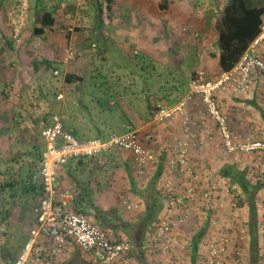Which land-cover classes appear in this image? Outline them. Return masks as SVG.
Here are the masks:
<instances>
[{"label": "rangeland", "instance_id": "374dc122", "mask_svg": "<svg viewBox=\"0 0 264 264\" xmlns=\"http://www.w3.org/2000/svg\"><path fill=\"white\" fill-rule=\"evenodd\" d=\"M119 1L40 0L41 5L56 8L57 17L56 26L49 30L46 36L42 38L31 36V29L33 28L34 21L32 9L36 0H3V4H1L0 1V23L2 24V27L0 26V53H2L0 54V106L1 103L7 105L13 104L20 113L19 128L9 133L5 132L0 136V158H10L17 153L32 150V136L34 135L35 139L37 137L36 143H40L39 136L41 130L54 115H59L65 124L77 131L80 139L95 138L98 133L95 128L96 123L103 126V123L106 121H108L110 125L105 128H108V130L111 129L112 133L125 132L129 124L136 128L143 127L141 130L148 128L146 127L144 117L141 118L142 116L148 115L150 113L149 111H151V108L148 107L143 96V93L146 92V88H144L146 84L143 80L144 77L147 76V74L145 75L147 68L145 69L143 66H146L147 63H145L144 60H140L142 52L137 57L134 56L138 55L137 53L131 55L130 52H126L125 50L120 51L112 47L107 53L103 51L99 53L93 50V48L88 47L87 42L95 39L98 33L102 35V38L106 36L105 33L108 29L104 24H107V19L120 23L117 19L121 17L125 18L121 25L110 24L109 27L111 26V32L120 31L122 28L124 30L123 32H125L124 39L127 41V44L130 43V38L128 39L126 34L129 33H141L143 35L153 36V41L157 43V40H163L165 42V39L168 40L174 37L173 35L181 39V33H188L192 28L185 23L175 25L161 23L153 24V0H145L146 6L148 7V5H150L149 10L152 11V14L149 13L150 17H146V15L141 16L138 13L135 19H133V16H130V8H132L130 4L128 5L126 0H121V2L123 1L122 3ZM174 1L176 2L178 0ZM229 1L230 0H193L189 2L190 6H193L191 14L193 12L201 13L199 12V7H208L206 11L207 19L206 22L203 23L205 26L198 25V29H195V31L200 30L201 36H204L208 42L204 49L206 55H199L197 54V43H192L196 38H191V42L187 39L184 40L181 47V40L178 41L180 49L182 47L187 48L184 58V70H186V68L196 70L200 66H203L207 70V78H216V76L220 75V73L216 72L215 63V52H217L215 37L217 35L208 31V27H211V30L215 27L225 5ZM161 2L162 0L159 5H161ZM107 5H112V9L108 10ZM100 7H102L104 12H100ZM215 9L217 11H215ZM126 12H128V16H124L127 15ZM133 21L135 22L133 23ZM211 22L215 24L210 25ZM184 28L187 29V31H183ZM147 31H149V34H144ZM4 34H6L7 37H5ZM162 34H165V38H160ZM6 42H11L13 44L8 45L7 49L2 51L1 48ZM20 44L22 47L20 51H18ZM85 44L86 47L82 49L81 46ZM168 44L169 42H166L160 46L164 54H168L166 52V49L169 47ZM71 47L74 48V50H72V55L71 51H69ZM132 49L136 50L135 47ZM162 54L163 53H157V56L153 57H161ZM112 56L115 57L113 58ZM43 58L56 60L60 64V68L47 71L45 66L40 64L39 70H35L33 67L34 60H42ZM109 58L111 61L110 63H114V65L109 63ZM162 59H164L165 62H163ZM162 59L160 58L163 63L167 62L170 64L171 62L170 58L163 55ZM153 65L156 66L157 64L153 63ZM140 69L141 71L143 70V76H140ZM194 72L196 74V71ZM69 73H78L79 75L86 74L88 78L96 76V79H94V81H98L96 84L108 83L112 90L115 91L116 98H109L106 96L103 100L105 102L107 99L106 102H108L107 104L109 105L115 103L113 105V112H109L106 107H101L100 105L92 103L87 99L88 97H84L85 100H83L81 95L82 89L78 87L76 82L77 79L73 83L66 82L65 76ZM51 74L55 77L57 76L58 80L54 77L50 78ZM185 74L187 75V72H185ZM50 86L57 90L56 99H54L55 102L52 98L50 99V97L49 100L42 98V95L47 93ZM123 87L136 92V101L134 104H121L119 102L121 98H123V95L121 93L122 96L118 97V92L121 91ZM226 88L228 87L226 86L223 89ZM23 90L25 91L22 92ZM99 91L101 92V90ZM60 94H62L61 98H59ZM228 96H230V94H228L227 97ZM227 97L220 96V99L223 100ZM127 101L133 102V99L129 98ZM116 105H118L123 112L119 111ZM166 107L173 108L175 106ZM200 107H202V104H200L197 109H200ZM229 111L230 108L228 112ZM153 119L155 120L154 116L152 121ZM204 120V124H206L205 127L208 128L207 118ZM155 121L159 122V129H162L161 126L166 128L165 125L170 122L169 119ZM194 123L195 122H192L195 126L192 131L202 132L203 130L199 129L198 126L195 125L196 123ZM25 128H28L29 132L22 133ZM125 128L126 130L124 131ZM162 134L167 139L165 133L159 132L157 137H153V148H155V150H153L160 159L161 155L164 154L165 156L162 160H166V157L171 155L169 152L172 150V145H167L168 142L166 143V140L164 144L161 143L163 141ZM237 134L238 136L231 134L234 140L232 151H229L225 142L223 144L221 141L220 146L223 148L219 152L210 153V150H208L200 157H195L193 153L194 158H192L193 160L190 159L189 163H192L191 165L194 169H192L191 165L190 168L193 170L194 175L198 176V180L201 183V190L203 192L206 191L209 195V197L205 199L211 200L209 201L211 203H208L207 200H203L201 197H197V202H194V204L190 206L191 212H189L188 219L185 224H182L181 228L185 247L177 250V254H173L174 256L183 258L184 262H176L175 259V261L169 264H192L189 263L191 257V245H189V243L192 242V238L195 234L200 232L203 228H205L206 231L200 240V250L198 251L197 257L198 263L196 264H207L209 254L207 251L208 242L211 239L220 242V238H222L221 234L227 238L225 239L224 237V243L228 246L226 256L228 260L233 264H248L250 257V235L248 233L249 206L247 198L240 192L239 187L222 179L217 172L219 167L228 161L239 164L240 168H245L249 165L250 175L251 178H254V181L261 178L264 179V155L261 154L262 152H244L237 148L238 144L249 139V141H253L258 140L257 137H262L261 139L264 138L262 134L259 136L244 135L240 132H237ZM207 136L211 138L210 135ZM209 138H207V141ZM155 140L157 141L155 142ZM119 151L122 153L120 155L114 154L112 156L113 158H111V162L106 164L104 168L97 167L94 161L92 162L87 159L85 163H83L85 168H78V171H85L88 173V171L90 172L91 170L92 172V169L95 168L92 183L94 186L98 182L100 183L98 187L100 190L96 193L97 195H95L98 203L101 204L100 206L108 209L113 207L114 203H117V207H119V216L122 220L125 222H136L144 212L145 201L139 193L136 194V191H132L130 178H134L135 176L138 192L145 189L144 184H148L151 177L149 178L148 175L147 177H141L134 171H131L129 175L125 166V160L128 159L129 156L127 152ZM25 161L31 162L32 158L25 156L15 163H7L4 161L0 167L4 172H0V184L8 180L9 177L18 181L22 179L24 173L20 172V167ZM173 175L167 177L166 180L171 179L176 193L180 194L183 188H187L186 184L188 180L191 179V176L189 174L186 180L185 178H182L184 180L178 178V182L176 183L174 181L176 178H174ZM212 181L214 184L218 183V190L216 188L215 191H213L214 189H212L211 185ZM62 182L64 186L70 184L68 179H62ZM159 182L158 187L161 186L163 193L166 194V181ZM71 183L75 185L74 182ZM13 193L12 190L6 191L0 199V264H6L7 258L18 254L23 247L24 240L29 230L33 226L34 215L28 207V204L30 205L32 200H29V196L26 194L23 195L19 190L16 195L11 196ZM27 199L29 203L25 204ZM125 199L136 200L138 207L132 210L126 209L123 203ZM219 203H222V206H218ZM259 206V210L264 211V198L260 200ZM214 221L216 224L212 227V222ZM261 221H263L260 222V225H262L261 229L264 231V218H262ZM156 225L157 221L148 229L149 236L155 232ZM108 231L111 235L116 237L122 235L128 240L130 238L129 231L123 230L122 227L109 228ZM262 233V261L259 262V264H264V232ZM73 251L74 247L69 250L65 258L57 260L53 264H63L65 261H68ZM147 254L150 259L152 257L150 251ZM129 264H138V262L134 259L132 262L130 261Z\"/></svg>", "mask_w": 264, "mask_h": 264}, {"label": "built area", "instance_id": "2783aa9c", "mask_svg": "<svg viewBox=\"0 0 264 264\" xmlns=\"http://www.w3.org/2000/svg\"><path fill=\"white\" fill-rule=\"evenodd\" d=\"M72 50L71 47V55ZM255 69L264 71V23L258 37L231 71L223 72L216 78H207V72L203 68L198 69L196 77L190 83L187 99L173 108L159 106L156 110L155 120L172 119L177 114L184 116V137L177 142V156L167 161V165L171 172L177 165L183 170L189 168L186 174H190L191 179L186 184L187 188H183L180 194L176 193L173 181L166 180V207L157 221L155 232L150 235L146 244V247L158 250L156 254L149 249L155 264H169L175 259L176 262H184L183 258L173 254L185 247L181 228L191 212L190 206L197 202V197L211 203V200L205 199L209 195L201 190L198 176H195L189 167L191 143L199 133L191 130L187 102L194 96H201L207 104L208 116L220 122L225 145L232 151L234 140L213 95L229 85H234L241 92H247L249 76ZM61 97L62 94L59 95V98ZM206 117H202V124L205 123ZM41 137L44 142L41 167L34 179L41 182L43 195L33 208V226L24 246L14 257L7 258V264H53L68 255L71 244L80 248L82 256L89 264H129L127 255L133 249L131 242L126 237L111 235L107 229L99 226L92 216L73 209L74 195L61 183L58 168L73 158H93L100 165H104V155L112 150H121L134 156L139 176L145 177L163 161L150 146L153 134H143L140 129L129 125L125 132L111 133L107 138L80 139L75 135L73 128L64 124L59 115H54L42 128ZM237 148L244 152L264 151V142L245 141L238 144ZM211 185L213 191L219 189L218 183L214 184L212 181ZM123 203L128 210L138 207L134 199H125ZM212 224L214 227L215 221ZM221 236L220 242L214 239L208 242L207 251L210 255L208 254L207 264H233L226 257L228 246L224 240L227 238L223 234Z\"/></svg>", "mask_w": 264, "mask_h": 264}, {"label": "trees", "instance_id": "16d2710c", "mask_svg": "<svg viewBox=\"0 0 264 264\" xmlns=\"http://www.w3.org/2000/svg\"><path fill=\"white\" fill-rule=\"evenodd\" d=\"M1 4H3V0H0ZM170 0H162L161 2V8L165 9L168 7ZM100 12H104L102 7L99 8ZM107 9L111 10L112 5H107ZM32 15L34 17L33 21V28L31 29V36L32 37H44L46 36V33L53 29L54 26L57 24V17H56V8L53 7H47L46 5H41L40 0H36V3L33 5L32 9ZM103 16V14H102ZM264 23V0H230L224 7L221 16L219 17L217 23L215 24L216 29V46L219 49L218 53L215 54L217 59V65L219 68V72H228L231 71L241 60L243 54L249 49L250 45L253 43V41L258 37V35L261 32L262 25ZM0 26L2 27V24L0 23ZM3 34V33H2ZM5 37H7L6 34H4ZM194 37L199 39L201 37L200 32H194ZM13 42V41H12ZM13 44L11 42H6V44L2 46L1 50L5 51L8 47V45ZM87 46L93 48V50L98 51L99 53L101 51L104 52V39L102 38V35L100 33L97 34L96 38L93 39L90 42H87ZM22 45L20 44L18 51H20ZM85 45H82L81 48H85ZM74 50V48H73ZM261 50V48H260ZM2 54V53H0ZM40 64L45 66V69L47 71H53L54 69L60 68V64L54 60L49 58H43L42 60H34L33 67L35 70H39ZM203 68L206 72L207 70L205 67ZM195 70L189 69L190 73V79H194L196 77V74L194 72ZM197 72V71H196ZM218 72V73H219ZM194 73V75H193ZM253 76L259 78L260 85L263 89L264 87V71L255 69L253 72H251L249 76V81ZM56 78L58 80V77L53 76V74L50 75V78ZM104 78V77H103ZM102 78V79H103ZM213 78V77H212ZM67 83H73L77 79L78 87L82 89V98L88 97L87 99L91 101L92 103H95L96 105H100L101 107H106V109L109 112H113L114 110V104L109 105L108 102H104V97L108 96L109 98L113 97L116 98L115 91L112 90L111 86L108 85V83L104 82L96 84L98 81H94L96 79V76H91V78H88L86 74L79 75L78 73H69L65 76ZM145 81V77H144ZM148 81V80H147ZM96 84V85H95ZM185 84V83H184ZM183 83H180L179 85H173L177 87L178 89L181 88ZM84 86V88H83ZM180 89V90H181ZM101 90V92L99 91ZM224 89L218 90L214 95L213 98L217 104V108L221 115L225 116L226 118V125L231 134L234 136H238L237 132H240L243 134L244 130L246 128H242V126H239L240 122H235L232 118L225 115L224 110H222V106L220 103V96L221 93H223ZM23 90L22 92H24ZM56 92L57 90L54 89L52 86L49 87L47 93L45 95H42V98L49 100L52 98L56 99ZM152 94L149 93V91H146L143 93V96L145 98V101L147 102L148 107L151 108V116L153 117L156 110L159 107H155V104L151 102ZM258 95V94H257ZM196 98L202 100L201 96H194L187 102V109L189 108V105L191 102L196 100ZM109 100V99H108ZM51 101V100H50ZM55 102V101H54ZM202 107H200V111L198 114L202 113L201 120L196 125L199 129L204 130L206 133L208 128L205 127L206 124H202V117L208 116L207 114V104L202 100ZM5 105V106H4ZM11 105V104H10ZM7 105L4 103H1L0 106V136L4 134L5 132L9 133L10 131H14L19 128L20 125V118H19V112L17 111V108L15 105ZM119 111L123 112L121 108L116 105ZM189 118H194L193 112L189 111L188 109ZM201 112V113H200ZM210 117V116H208ZM264 117V116H263ZM207 118V117H206ZM184 119V116H183ZM237 121V120H236ZM192 120L190 121V127L191 130L193 128ZM216 126L218 127V130L221 133V125L220 122L215 120ZM238 123V127H241L240 129L235 125ZM65 124V123H64ZM67 125V124H65ZM110 125L108 121L103 123V126L96 123V129L98 133L96 134V137L99 138H107L111 133V129L108 130L105 127ZM2 126V127H1ZM68 126V125H67ZM104 127V128H103ZM195 127V126H194ZM182 130H184V124L182 123ZM111 131V132H110ZM23 132H29L28 128L23 129ZM201 132V131H199ZM209 134L210 131L208 130ZM207 132V133H208ZM75 135L79 137L78 132L74 130ZM120 133V132H116ZM184 135V131H183ZM264 138V133H262ZM233 136V137H234ZM32 150L28 152L23 153H17L16 155L10 157V158H0V167L1 164L5 161L7 163L9 162H17L19 159L21 160L23 157L27 156L28 158H32V161H25L23 164H21L20 172L24 173V176L22 179L14 180L11 177L8 178L5 182L0 184V199L2 195L5 194L6 191L12 190L14 193L11 196L16 195L17 191L19 190L23 195H28L29 200H32L31 204H28V207L30 208L32 214H33V208L38 203L40 197L43 195V189L42 184L39 180H35L33 177L40 172L41 167V158H42V151L44 142L41 137V133L39 136L40 143H36V139L34 135L32 136ZM221 138L222 133H221ZM246 138V137H245ZM258 140L264 142V139H261L262 137H257ZM260 138V140H259ZM179 140L182 138H178ZM201 143L200 135H198L194 140H198ZM246 140V139H245ZM250 140V139H249ZM247 140V141H249ZM193 142V140H192ZM224 144V141H222ZM191 143V149L196 150L197 146H193ZM178 143L176 144V146ZM191 150V156L190 159L193 160L194 158L193 152ZM251 152H262L261 154L264 155V151L261 150H253ZM122 152L119 150H112L110 153L104 155L105 164L100 165L97 161H95L93 158H89L92 162L94 161L97 167L104 168L106 164L111 162V158L114 154L120 155ZM128 159L125 161V166L128 170V174L130 175V172L134 171L137 172V167L134 162V156L128 155ZM116 157V156H114ZM196 157V155H195ZM264 158V156H263ZM163 157L161 158V160ZM169 158L166 157V160H163L164 164H166V161ZM29 160V159H28ZM87 158H73L70 159L69 162L66 165L60 166L58 168V174L59 179L62 182V179H68L70 184L67 186H64L68 189H70L74 195V203H73V209L81 214L90 215L93 217V219L97 222L99 226H101L104 229L109 228H117L122 227L123 230L129 231L130 234L129 241L131 242L133 249L131 252L127 255L129 262L132 260H136L138 264H155L154 260H151V258H148V252L149 249L155 251V253H158V250L156 248H148L146 247V244L148 243V239L150 236L148 235V229L153 226V224L158 221L159 217L163 213L166 203H167V195L163 193L162 187H158V182L160 181H166L167 177H170L173 175L174 181L177 183L178 178H185V180L188 178L189 175L186 174L189 168H185L183 171L178 170L180 165H177L176 169L171 172L169 167L164 166L163 162L160 161L158 163V169L152 171V173L148 174L149 181L148 184H144L145 189L140 190L137 192V186L135 183V176L131 179L132 183V191L136 194L139 193V195L142 196V198L145 201V209L143 214H141L140 218L136 222H125L122 220V218L119 216V207L118 204L114 203L113 207H110L108 209H105L101 207L97 201V198L95 195L100 190L98 187L100 186V183L97 184L92 183L93 179V172L94 169H92V172L88 171L86 173L85 171H78V168H85L83 163ZM195 163V161H194ZM192 163H189V167ZM164 166V167H162ZM192 169L194 167L191 165ZM0 172L4 173L1 169ZM138 173V172H137ZM218 175L230 183L236 185L239 187L240 192L244 195L245 198H247L248 206H249V230L248 233L250 235V257L248 264H259V262L262 261V241L261 237L263 236L264 231H262L260 225L261 217H260V210H259V203L261 200L260 192L264 189V179H257L254 181V178H251L250 175V166L248 165L245 168H240L239 164L233 163V162H225L219 167ZM138 175V174H137ZM179 179V180H181ZM184 180V179H182ZM71 182H74L75 185H72ZM159 182V183H160ZM185 182V181H183ZM63 183V182H62ZM164 184V183H162ZM142 186V185H140ZM143 188V187H141ZM166 195V198H165ZM166 199V200H165ZM29 200L27 199L26 203H29ZM127 209V208H126ZM210 223V221H209ZM127 228V229H126ZM205 228H203L200 232L196 233L195 236L192 238V242L189 243L191 245V257L190 262L192 264L198 263L197 257H198V251L200 250V240L205 232ZM29 234V232H28ZM119 238L123 237L122 235L118 236ZM28 238V235L26 236L24 243L26 242ZM24 246V244H23ZM22 249V248H21ZM20 252V251H19ZM18 252V253H19ZM15 256V255H14ZM10 256V257H14ZM7 264V261H6ZM63 264H89V262L84 259L82 256L81 251L78 248H75V250L72 252V256L68 261H65Z\"/></svg>", "mask_w": 264, "mask_h": 264}, {"label": "crops", "instance_id": "0c3cea01", "mask_svg": "<svg viewBox=\"0 0 264 264\" xmlns=\"http://www.w3.org/2000/svg\"><path fill=\"white\" fill-rule=\"evenodd\" d=\"M119 1V0H118ZM125 1V0H124ZM130 1V3H129ZM161 0H153V24L155 23H161V24H182L185 23L187 25L190 26V28H192L190 30V32L188 33H181V39H179V37H176L175 35H173L174 37L166 40L165 42L163 40H157V43H155L153 41V36L150 35H143L141 33H129L126 34V36H128V39L130 38V43L127 44V41L124 39V30L121 28L120 31H114L111 32L109 25L110 24H117V25H121L122 21H124L125 18L121 17L119 19H117L118 21H120V23L117 22H113L110 19H107V24H104L105 26H107L108 31L105 33L106 36H103L104 39V52L107 53L108 51L111 50V48H117L118 50L122 51L125 50L126 52H130L131 55H134L133 53H137L138 55H134V56H139L140 53L142 52V55L140 57V60H144L146 64L145 67L146 71L145 75L147 74V76H145V81L144 83L146 84V86L144 88L145 91H149L151 95V97L153 98L151 100V102H153V104H155V107H159V106H176L177 104H179L180 102H182L183 100L187 99V97L189 96L190 93V83L192 81V79H190L189 77V69L186 68V70H184V62H185V56H186V49L182 47L180 49V47L182 46V44L184 43V40H189L190 42L192 40H190L191 38H195L193 33L197 32L195 31V29H198V25H202L205 26V24L203 25L204 22H206L207 16H206V11L208 10L207 6H202L201 8L199 7V12L201 13H196L193 12L191 14L192 11V7L190 6L189 2L193 1V0H178V1H174V0H170L168 7L165 9L161 8L160 4ZM121 2V0L119 1ZM118 2V3H119ZM123 2V1H122ZM121 2V3H122ZM126 2L128 3V5L130 4V16H133V19L136 18V15H138V13L143 16L146 15V17H150V14H152V11L149 10L150 9V5H148V7L146 6V1L145 0H126ZM114 3V2H113ZM125 4V3H123ZM142 10V11H141ZM220 10V8H219ZM118 11V10H117ZM140 11V12H139ZM215 11H217L215 9ZM127 15L124 16H128V12H126ZM150 13V14H149ZM118 14V13H117ZM135 21H133L134 23ZM215 23L211 22L210 25H213ZM196 26V28H195ZM198 26V27H197ZM194 28V29H193ZM203 28V27H201ZM183 31H187V29H183ZM200 30H198L199 32ZM208 31L213 32L216 34V29L215 27L211 30V27H208ZM209 32V35L211 36V33ZM102 33V32H101ZM144 34H149V31H147ZM160 38H165V34H162L160 36ZM201 38V39H200ZM199 39L196 38V40H194V42L192 43H197V54H202V55H206L205 54V48H206V44L208 42L207 39H205L204 36H201ZM124 39V41H123ZM181 40L180 43V47L178 46L179 42ZM217 40V36L215 37V41ZM169 42V47L168 49H166V52L168 54H164V51L162 49H160V46L163 43ZM132 44V45H130ZM216 44V42H215ZM136 48V50L132 49V48ZM217 47V46H216ZM162 50V51H161ZM218 48H217V52L218 53ZM157 53L161 54L163 56H166L168 58H170V64L169 63H163L165 62L164 59H162V55L161 57H153V56H157ZM129 54V53H128ZM201 55V56H202ZM144 56V57H143ZM113 58L115 56H112ZM216 57V56H215ZM160 58L162 59V61L160 60ZM108 60V59H107ZM136 61V60H135ZM134 61V62H135ZM110 58H109V63H110ZM133 62V63H134ZM153 63H156L157 65L154 66ZM215 63H216V72H219V68L217 65V59H215ZM113 64L114 63H110ZM161 67H160V66ZM203 66H200L199 68H197L195 71H197L198 69H200ZM124 71V70H123ZM125 72V71H124ZM139 72V71H138ZM137 72V73H138ZM143 70L141 71L140 69V76H143L142 74ZM185 72H187V75L185 74ZM220 73V72H219ZM223 73V72H221ZM249 81V89L247 92H241L240 90H238L234 85H229L228 88L223 90V93H221V96L223 97H227L228 94H230V96H228L227 98H224L223 100L220 99V103L222 106V110H224V113L232 118L235 122H240L239 126L241 125L242 128H246V130H244L243 134L244 135H250V136H259L262 133H264V87L263 89L259 86L260 85V80L259 78L253 76ZM148 80V81H147ZM180 83H183V85L181 86V88H177L173 85H179ZM185 83V84H184ZM138 87V86H137ZM142 87V86H141ZM181 89V90H180ZM123 98H121V100L119 101L121 104H134V102L136 101V92L134 90L128 89L123 87V89L121 91L118 92V97L122 96ZM258 94V95H257ZM133 99V102H129L127 101V99ZM113 102V101H112ZM111 102V103H112ZM114 103V102H113ZM202 100L196 98V100H194L193 102H191V104L189 105V111L193 112L194 118H192L191 120L193 122H195L194 124L197 125L199 123V121L201 120V114H198L199 109H197V107L202 104ZM230 108V111L228 112ZM151 110V109H150ZM150 113L152 111H149ZM142 116L141 118L144 117V120L146 122V127H148L147 129L141 130V128L143 127H138L136 129H140L141 132L144 133H150L153 134V137L156 136L157 134L160 133H165V135L167 136V139L165 138V136L162 134L163 136V141L161 143L164 144L165 140L166 143L168 142L167 145H172V150H170L171 155H166L169 159L167 160L168 162L172 159H174L177 156V149H176V144L178 142V138H183V130H182V123H183V115L181 114H177L174 118L169 119L170 122H168V124L165 125L166 128L159 129L158 126H160L158 121H155L150 117L151 114ZM124 114V113H123ZM122 115V113H121ZM140 117V116H139ZM237 120V121H236ZM158 123V124H157ZM207 123H208V130L210 131V134L207 130V134L204 132V130L202 132H199L201 143L198 140H193L192 144L194 147L197 146V150L195 151L194 149H191L192 151L194 150V154L196 155V157H200L203 156V153L210 150V153H215V152H219L223 147H221V133L218 130V127L216 126L215 121L211 118L207 116ZM130 125V124H129ZM153 125V126H152ZM238 127V123L235 124ZM144 126V125H143ZM153 127V129H152ZM194 127V125H193ZM239 129L241 127H238ZM212 129V130H211ZM126 130V128L124 129V131ZM155 131V133H154ZM210 135L211 138H209ZM208 141H207V138ZM153 140V139H152ZM158 140V139H157ZM155 140V142L157 141ZM207 142V143H206ZM153 141L150 143L151 148L155 150V148H153ZM124 153V152H123ZM128 155H131L130 153L127 152ZM165 155L162 154L161 158L164 157ZM167 161L166 164H164L165 168L168 167L167 165ZM162 166V167H164ZM158 167L155 166L153 170H155ZM158 169V168H157ZM181 169V170H179ZM179 171H183L182 167L178 168ZM151 171V173H152ZM150 173V174H151ZM147 177V176H146ZM261 195V199L264 198V189L261 191L260 193ZM260 208V206H259ZM260 217L261 220L262 218H264V211L260 210ZM74 247L78 248L80 250V248L77 245L71 244L69 250ZM81 251V250H80ZM72 255H70L71 257Z\"/></svg>", "mask_w": 264, "mask_h": 264}]
</instances>
